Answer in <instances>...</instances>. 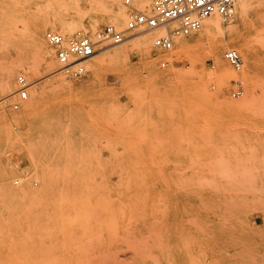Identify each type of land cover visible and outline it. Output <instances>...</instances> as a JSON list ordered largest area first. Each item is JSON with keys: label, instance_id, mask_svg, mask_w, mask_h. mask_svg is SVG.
<instances>
[{"label": "rangeland", "instance_id": "1", "mask_svg": "<svg viewBox=\"0 0 264 264\" xmlns=\"http://www.w3.org/2000/svg\"><path fill=\"white\" fill-rule=\"evenodd\" d=\"M136 1L0 0V78L14 91L0 104V264H264V0L219 15L221 29L174 34L168 51L133 47L138 29L99 46L97 75L61 70L48 21L94 38L151 13Z\"/></svg>", "mask_w": 264, "mask_h": 264}, {"label": "built area", "instance_id": "2", "mask_svg": "<svg viewBox=\"0 0 264 264\" xmlns=\"http://www.w3.org/2000/svg\"><path fill=\"white\" fill-rule=\"evenodd\" d=\"M239 1L241 0H154L151 13H133L123 31L113 26H106L94 38L78 35L70 39L60 33L47 31L44 38L55 49V56L61 65V70L69 72L75 79H82L87 74L84 62L94 57L103 43H122L125 40V32L137 29L152 31L177 23L178 29L167 31L165 35L154 41L158 49L168 51L172 48L174 34L188 36L198 31L203 22L214 13L221 15L224 19L231 18ZM125 4L129 6L130 0H125ZM224 57L234 69L242 68L243 61L237 51L228 50ZM165 65L166 63H162V66ZM17 83L19 85L17 94L20 99H27V81L20 76ZM18 107V104L13 105L14 109Z\"/></svg>", "mask_w": 264, "mask_h": 264}, {"label": "bare ground", "instance_id": "3", "mask_svg": "<svg viewBox=\"0 0 264 264\" xmlns=\"http://www.w3.org/2000/svg\"><path fill=\"white\" fill-rule=\"evenodd\" d=\"M70 1L71 0H48V4L50 5L54 2L55 4L60 6L58 9L61 10L63 8L68 7L70 4ZM254 2H255V0H241V1L237 2L236 3L237 11L235 12V13H237V17L243 18L249 12V10L253 7ZM136 4L140 8H147L148 7V9H150L149 11H151L152 7H153L152 0H137ZM235 10H236V7H235ZM126 16L127 15H126L125 10L123 8H118L117 10L112 11V13H111V20L112 21L111 22L118 25V24L124 22ZM61 23H62V20L54 19L53 21H48L46 23V26L49 27L53 31H57L59 33L65 34L63 32H65V30L68 31V29H64L63 26H61ZM203 23H205L207 25V30H209V31L221 29L223 27L222 19L219 16V14H217V13L212 14ZM171 25H172L171 27L173 28V30H176L179 27V25L177 23H172ZM166 28L167 27H162V28L155 29L152 31L144 32L145 34L139 33L140 35L136 36L132 40L134 43L133 47L143 49L146 52V54L149 56L151 54L150 47H151L152 42H154L157 37L165 35ZM69 31L71 32V30H69ZM32 39L34 42H36L38 44V47L40 48L45 59H50L53 52L49 48V46H47V44L43 41L39 31L34 32L32 34ZM179 45L181 46L182 49L186 47L182 41H179ZM226 48H231V45H227ZM122 52H123L122 50H115L116 54H121ZM212 54H213V56H215V58L217 60L216 62L218 63V69H221V70L228 73V70L226 69V62L222 58H220V56L218 55V50H215ZM94 57H96V55ZM94 57H92V58L94 59ZM104 57H105V55H104ZM88 62H89L88 60L84 62V65H86V68H89L92 71V75H97L99 73V70L101 69L102 61H97L93 64H89ZM48 63L50 66L55 64V62L51 59L49 60ZM33 72H35V70ZM230 74H231V72H230ZM232 75H235V74H232ZM52 81L54 84H56V85L58 84L57 86L63 85V87L66 86L67 88H70V89H72V86H73L69 82L67 77L55 78ZM13 93H14V91L11 87V83L9 82V79H7V76H5V75L1 76V78H0V104L7 101L13 95Z\"/></svg>", "mask_w": 264, "mask_h": 264}]
</instances>
